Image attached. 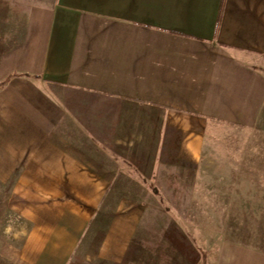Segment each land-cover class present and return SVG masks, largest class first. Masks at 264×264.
<instances>
[{
  "label": "crops",
  "instance_id": "1",
  "mask_svg": "<svg viewBox=\"0 0 264 264\" xmlns=\"http://www.w3.org/2000/svg\"><path fill=\"white\" fill-rule=\"evenodd\" d=\"M6 3L0 82L13 76L0 88V184L30 224L23 264H69L99 232L108 250L129 249L135 217L101 223L122 177L113 155L130 139H182L186 122L191 172L264 185V0H0L3 13ZM211 129L238 135L219 168ZM234 199L253 220V243L212 238L206 264H264V198L253 212V198Z\"/></svg>",
  "mask_w": 264,
  "mask_h": 264
},
{
  "label": "rangeland",
  "instance_id": "2",
  "mask_svg": "<svg viewBox=\"0 0 264 264\" xmlns=\"http://www.w3.org/2000/svg\"><path fill=\"white\" fill-rule=\"evenodd\" d=\"M8 6L10 3H6L4 13L0 10L1 20L12 13L7 10ZM205 127L202 129L204 132ZM182 131V139H130L132 148L125 146L123 150L127 154L113 155L123 163L122 177L119 185L113 187V198L105 199L101 227L106 226L108 214L135 217L139 223L129 249L126 252L108 250L101 242L102 233H94L80 243L69 264H201V252L207 253L218 244L217 241L211 242L212 238L229 237L239 243H253V220H242L240 213L243 208L235 204L234 198H253V202L245 207L247 212H253L257 206L255 198H264V185L254 187L253 180H239L238 174L225 183L214 176V173L221 174L218 170H199L196 176L195 171L189 170V154L185 150L190 134L188 123H182ZM215 131L211 129L217 137L210 140L208 146L215 150L212 160L219 168L218 152L235 150L239 140L234 131H224V134ZM179 147L181 154H174ZM150 150L155 154L150 155ZM131 151L135 154H130ZM157 151L163 153L158 154ZM233 153L235 151H231ZM250 156L246 158L252 162L253 157ZM229 157L232 158L230 154ZM106 158L102 155L101 161ZM201 164L205 166V163ZM127 170H134L132 180L123 177ZM206 211L220 213L217 221L214 218L219 226L213 224L212 219L206 226ZM223 211L224 218H221ZM233 222L240 225L229 227ZM29 229L30 224L23 217L22 203L12 195L10 185L0 184V264H23L21 248ZM220 230H224L226 235H213ZM208 252L212 254V250Z\"/></svg>",
  "mask_w": 264,
  "mask_h": 264
},
{
  "label": "trees",
  "instance_id": "3",
  "mask_svg": "<svg viewBox=\"0 0 264 264\" xmlns=\"http://www.w3.org/2000/svg\"><path fill=\"white\" fill-rule=\"evenodd\" d=\"M222 5H223V3H222ZM222 5H221V10H222ZM221 10H220V13H219V17H218V23H217V25L219 24V21H220V14H221ZM13 75H11V76H9V77H7L4 81H2V82H0V88L12 77ZM156 190H154L153 189V193H155L156 194ZM201 255H202V257H201V264H206V252H204V251H202L201 252Z\"/></svg>",
  "mask_w": 264,
  "mask_h": 264
}]
</instances>
